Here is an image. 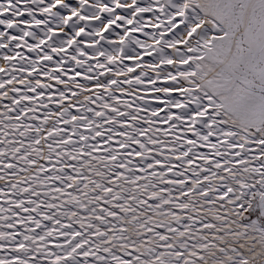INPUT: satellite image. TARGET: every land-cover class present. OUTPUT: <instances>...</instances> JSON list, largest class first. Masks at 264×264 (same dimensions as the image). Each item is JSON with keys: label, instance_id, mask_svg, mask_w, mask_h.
<instances>
[{"label": "snow or ice", "instance_id": "6c2138e0", "mask_svg": "<svg viewBox=\"0 0 264 264\" xmlns=\"http://www.w3.org/2000/svg\"><path fill=\"white\" fill-rule=\"evenodd\" d=\"M0 264H264V0H0Z\"/></svg>", "mask_w": 264, "mask_h": 264}]
</instances>
